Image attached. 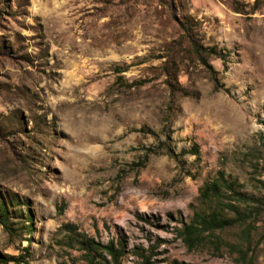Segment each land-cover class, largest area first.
Instances as JSON below:
<instances>
[{"label":"rangeland","instance_id":"obj_1","mask_svg":"<svg viewBox=\"0 0 264 264\" xmlns=\"http://www.w3.org/2000/svg\"><path fill=\"white\" fill-rule=\"evenodd\" d=\"M261 1L0 0L9 264H87L73 230L121 240V264L143 253L151 264H264V210L243 255L240 226L192 248L178 233L219 172L248 194L264 181L250 164L258 152L243 156L264 133ZM185 21L196 41L225 48L208 58L217 81Z\"/></svg>","mask_w":264,"mask_h":264},{"label":"trees","instance_id":"obj_2","mask_svg":"<svg viewBox=\"0 0 264 264\" xmlns=\"http://www.w3.org/2000/svg\"><path fill=\"white\" fill-rule=\"evenodd\" d=\"M261 2L264 3V0ZM180 27L182 28V35L187 37L189 50L206 67L212 79L217 81L215 76L217 71L209 64L208 58L212 56L223 59L225 57V48H218L216 45L204 46L196 41L191 34L192 25L188 21L182 22ZM168 81L172 90H174L172 82ZM261 123L264 126V119L261 120ZM259 146L243 154L247 158L254 156V151L258 152V156L254 160L251 159L250 163L254 172H257L259 167L264 170V163L260 164L261 159H264V133L260 137ZM192 153L195 155L199 154L198 148L195 147ZM259 182L260 191L257 195L243 191L240 183L225 177L224 172H219L212 180L205 181L200 188L202 207L194 211L188 222H183L178 232L185 244L192 248L211 237H214L211 241L216 243L219 239V233L225 229L240 226L243 237L238 241V250L242 252V255L245 254L251 244V229L255 226V222L258 221V215L264 210V181L260 180ZM9 224L10 218L7 203L0 197V225L5 230H10ZM28 229L30 230V228ZM73 233L75 236L73 237L74 241L81 250L85 251L87 264H121V255L124 251V245L121 240L117 244L113 240L102 243L82 235L76 230H73ZM140 255L144 259L143 264H151L150 256H146L144 253ZM14 261V264H20L19 259ZM9 262V256L0 254V264H9ZM169 264L190 263L173 259Z\"/></svg>","mask_w":264,"mask_h":264}]
</instances>
